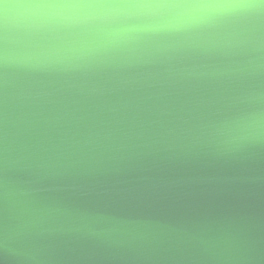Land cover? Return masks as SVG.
<instances>
[{
  "label": "clouds",
  "instance_id": "clouds-1",
  "mask_svg": "<svg viewBox=\"0 0 264 264\" xmlns=\"http://www.w3.org/2000/svg\"><path fill=\"white\" fill-rule=\"evenodd\" d=\"M262 159L264 0H0V264H264L156 210Z\"/></svg>",
  "mask_w": 264,
  "mask_h": 264
},
{
  "label": "water",
  "instance_id": "water-1",
  "mask_svg": "<svg viewBox=\"0 0 264 264\" xmlns=\"http://www.w3.org/2000/svg\"><path fill=\"white\" fill-rule=\"evenodd\" d=\"M257 168L264 175V159ZM170 217L184 218L206 215L212 218H242L257 229L264 245V182L255 186L234 185L225 191L198 190L178 202H166L157 209ZM69 264H91L82 258H73Z\"/></svg>",
  "mask_w": 264,
  "mask_h": 264
}]
</instances>
